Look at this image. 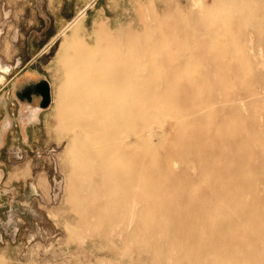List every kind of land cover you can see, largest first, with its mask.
<instances>
[{
	"label": "bare ground",
	"instance_id": "obj_1",
	"mask_svg": "<svg viewBox=\"0 0 264 264\" xmlns=\"http://www.w3.org/2000/svg\"><path fill=\"white\" fill-rule=\"evenodd\" d=\"M213 3L220 1L204 8ZM143 15L142 32L95 25L93 44L73 37L60 45L67 80L58 90L57 130L70 137L76 227L107 226L123 248L136 245L145 264H264V196L251 149L259 146L263 159L264 151L257 131L241 118L232 128L234 116L221 107L233 102L224 79L233 73L230 53L215 51L213 41L175 46L170 19L186 23L178 9ZM80 26L75 21L74 31ZM239 135L251 138L242 143ZM174 161L180 174L170 169Z\"/></svg>",
	"mask_w": 264,
	"mask_h": 264
},
{
	"label": "rangeland",
	"instance_id": "obj_2",
	"mask_svg": "<svg viewBox=\"0 0 264 264\" xmlns=\"http://www.w3.org/2000/svg\"><path fill=\"white\" fill-rule=\"evenodd\" d=\"M206 1L213 0H0L2 264L146 262L144 255L135 252L136 245L123 248L117 233L103 224L93 231L88 230L90 225L77 228L79 217L68 201L70 137L57 130L58 90L67 80L60 45L70 38H79V44H93L95 25L110 33L119 27L142 32L145 23L140 16L148 19L152 8L158 12L166 8L182 11L185 25L177 18L170 19L178 26L171 42L191 46L204 41L205 46L213 41L215 51L221 47L230 53L228 69L233 73H225L224 79L231 82L227 88L233 102L221 107L234 116L232 128L240 126L241 118L257 131L264 151V0H218L219 4L204 8ZM236 10L243 16L251 12L252 17L242 20ZM77 20L81 28L74 31ZM254 25L260 28L261 36ZM51 41L54 43L43 51ZM240 73L242 81L238 79ZM42 79L48 81L51 90L52 101L46 110L38 108L37 100L27 102L16 96L22 87L19 84H35ZM84 134L81 132L79 138ZM213 135L226 137L227 133ZM250 138L238 136L242 143ZM251 150V164L259 171L253 169L258 177L256 187L264 196L263 155L256 152L259 146ZM156 156L165 159L167 152L158 150ZM170 164L173 173L180 174V163ZM187 166L190 174L194 165L187 162ZM86 196L90 206L99 204L95 195Z\"/></svg>",
	"mask_w": 264,
	"mask_h": 264
},
{
	"label": "water",
	"instance_id": "obj_3",
	"mask_svg": "<svg viewBox=\"0 0 264 264\" xmlns=\"http://www.w3.org/2000/svg\"><path fill=\"white\" fill-rule=\"evenodd\" d=\"M54 41H51L48 44V46L44 48L43 51L49 48L54 43ZM24 91L22 90V92ZM25 93H26L27 102H31V99H32L31 95L34 94L36 96H39L40 98V101L38 103V108L40 110H46L49 108L52 100H51L50 84L48 83L47 80H43V79L39 80L38 82L33 84L31 87H28ZM17 97L20 100H23L24 98L23 95H21L20 93H17Z\"/></svg>",
	"mask_w": 264,
	"mask_h": 264
},
{
	"label": "flooded vegetation",
	"instance_id": "obj_4",
	"mask_svg": "<svg viewBox=\"0 0 264 264\" xmlns=\"http://www.w3.org/2000/svg\"><path fill=\"white\" fill-rule=\"evenodd\" d=\"M30 80H32V79H30ZM24 81H26V80H24ZM22 83H24V82H22ZM20 86H22L17 92H16V96H17V93H20L21 95H23V100H25V101H27V98H26V90H27V88L28 87H31L33 84L32 83H30V84H24V85H21V84H19ZM27 87V88H26ZM22 90L24 91V92H22ZM31 101H34V100H37L38 101V103H39V101H40V98H39V96H36V95H34V94H32L31 95Z\"/></svg>",
	"mask_w": 264,
	"mask_h": 264
}]
</instances>
